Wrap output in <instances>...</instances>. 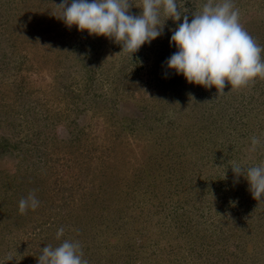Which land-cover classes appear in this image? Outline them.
Here are the masks:
<instances>
[{
	"label": "rangeland",
	"instance_id": "1",
	"mask_svg": "<svg viewBox=\"0 0 264 264\" xmlns=\"http://www.w3.org/2000/svg\"><path fill=\"white\" fill-rule=\"evenodd\" d=\"M205 2L178 0L189 20ZM234 3L264 48V0ZM50 13L0 0V264H38L64 239L88 264H264V202L231 170L264 162V79L190 84L165 63L171 19L120 54ZM30 192L40 206L21 214Z\"/></svg>",
	"mask_w": 264,
	"mask_h": 264
},
{
	"label": "clouds",
	"instance_id": "2",
	"mask_svg": "<svg viewBox=\"0 0 264 264\" xmlns=\"http://www.w3.org/2000/svg\"><path fill=\"white\" fill-rule=\"evenodd\" d=\"M59 15L51 14L69 28L76 26L81 32L102 36L122 46L120 54L136 53L146 43L150 44L163 34L167 20L178 23L172 30L171 44L178 51L167 60L169 70L182 75L190 84L206 89L215 87L220 94L226 82L232 88L246 87L257 78L264 79V52L257 41L240 22V11L234 0H206L200 10L181 13L178 0H61L55 4ZM141 9L133 15L131 8ZM167 17L166 20H162ZM183 19L182 23H179ZM118 54V55H120ZM117 56V55H116ZM210 103V102H206ZM261 139L251 137L250 151L261 146ZM236 179L243 176L249 191L257 202H264V162L242 169L233 163ZM40 200L35 192L19 201V211H35ZM61 227L56 239L64 236ZM79 241L64 239L58 246L47 244L37 257L38 264H88Z\"/></svg>",
	"mask_w": 264,
	"mask_h": 264
}]
</instances>
